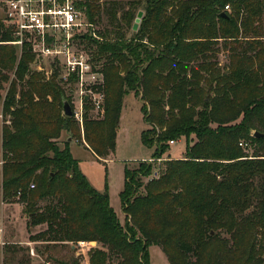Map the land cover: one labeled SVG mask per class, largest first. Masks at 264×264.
<instances>
[{"label":"trees","instance_id":"obj_1","mask_svg":"<svg viewBox=\"0 0 264 264\" xmlns=\"http://www.w3.org/2000/svg\"><path fill=\"white\" fill-rule=\"evenodd\" d=\"M82 6L97 29L99 39H85L96 47L90 53L105 93L101 118L91 117L85 101L84 135L74 114L64 113L72 101L59 68L49 79L31 70L32 49L6 44L17 38L0 21L6 42L0 89L10 84L0 102V205L24 206L30 242L44 244L40 250L54 264H80L57 249L76 253L85 242L99 246L89 251V264H150L154 245L169 264H180L173 251L183 264H264V0H85ZM130 93L148 125L140 139L154 149L152 158L163 160L125 169L123 223L108 191L91 186L71 143L61 146L59 139L69 132L106 164ZM182 138L185 155L166 158L170 142ZM38 226L44 229L34 233Z\"/></svg>","mask_w":264,"mask_h":264},{"label":"rangeland","instance_id":"obj_2","mask_svg":"<svg viewBox=\"0 0 264 264\" xmlns=\"http://www.w3.org/2000/svg\"><path fill=\"white\" fill-rule=\"evenodd\" d=\"M2 1V0H0ZM106 0H101V4L105 3ZM231 11V10H230ZM4 11L0 6V21L5 18ZM98 29L102 32L109 29L107 17L103 16V20L98 24ZM127 37L134 35L132 30H127ZM91 40V39H89ZM88 39H83L81 41L82 49H85L89 53L93 51L88 43ZM10 44V43H6ZM2 45V44H0ZM14 45V44H11ZM14 47V46H13ZM16 47V46H15ZM19 55V47L14 49ZM92 58V63L95 66H99L93 56L90 53ZM222 64H225L226 60L221 55ZM38 65L34 63L31 65V70H35ZM44 69L41 73L48 78L53 72L54 65H51L49 62L42 65ZM49 73V77L46 76V73ZM38 72V71H37ZM10 79L13 80L14 76L12 72L8 74ZM9 83H3L4 89H0V102L2 97L5 95ZM62 86L64 87L66 94L71 98V105L74 111V108L77 106V103L80 99L79 94L77 93V85L72 84L71 82L62 81ZM91 112L90 115L93 118H101L103 115L102 111H98L92 107V104L89 102ZM141 101L133 93L127 95L124 99L123 111L119 121V128L117 131V144L116 149L113 154V157L110 158L103 164L91 152L84 146L83 143L76 141V138H72L70 133L65 131L61 138L59 139L61 146L71 138V142H75L71 145V153L73 157L78 161L80 171L85 174L89 183L97 191L105 192L108 191L109 201L113 209L119 216V219L125 223L124 216L122 213V205L120 203V193L124 190L125 183V169H138L140 162H143L149 158H152L154 155V149H149L145 147L142 143L141 133L148 128V125L144 122L143 114L141 111ZM1 110V104H0ZM2 111H0V127L3 118L1 117ZM75 119V117H74ZM77 122V120L75 119ZM78 123V122H77ZM79 124V123H78ZM186 141L182 138L181 140L176 141V144L170 145L169 151L166 153V158L168 154L172 158H182L185 154ZM245 148V147H244ZM171 151V153H170ZM251 152V151H249ZM253 153L251 152V155ZM1 155V154H0ZM2 159L0 158V161ZM146 181V178L145 180ZM0 221L3 222L5 227V238L8 240L9 244L4 250L0 249V264H54L50 262L48 257L41 252V248L44 244L41 243H32L28 237L27 233V215L24 213V206L16 204L3 203L0 205ZM44 229V226H38L33 232L41 231ZM97 244H90L88 242L80 243L75 247L76 253L72 252L71 249H57L61 254L67 256L66 261H72L73 258L78 259L80 264H89L90 250L92 248H98ZM31 250L34 251L35 256L32 255ZM150 250V264H169L167 257L163 250L158 246H151ZM174 257L177 263L183 264L185 257L178 254L177 251H173ZM177 257V258H176ZM49 261V262H47ZM71 263V262H69Z\"/></svg>","mask_w":264,"mask_h":264},{"label":"built area","instance_id":"obj_3","mask_svg":"<svg viewBox=\"0 0 264 264\" xmlns=\"http://www.w3.org/2000/svg\"><path fill=\"white\" fill-rule=\"evenodd\" d=\"M84 2L85 0L0 1L5 14L1 22L10 27L17 38L10 44L22 47L25 43L32 49L35 54L33 63L38 65L35 70L42 72V65L49 62L59 68V78L62 81L70 82L72 77L77 79L80 99L73 114L82 127V135L85 101H89L94 109L102 111L105 100V93L102 91L104 77L100 66L93 65L90 53L82 49L80 44L87 37L92 40L99 39L96 26L89 22L83 11ZM225 10L230 11L229 6ZM49 73L51 72L47 71L46 76ZM170 144L174 145L176 142L171 141ZM240 145L248 147V144ZM162 160L149 158L145 161L159 164ZM2 165L3 160L0 161V169ZM158 175L159 171H154L153 177ZM30 188L34 189V186ZM4 235L5 227L0 221L1 250L9 243ZM31 253L35 256L33 250Z\"/></svg>","mask_w":264,"mask_h":264},{"label":"water","instance_id":"obj_4","mask_svg":"<svg viewBox=\"0 0 264 264\" xmlns=\"http://www.w3.org/2000/svg\"><path fill=\"white\" fill-rule=\"evenodd\" d=\"M143 14H144V12H142V11L139 13L138 18L136 19V22H135V25H134L135 29H138L137 27H138V24L141 21V18L143 16ZM64 113L68 117H71L73 115V109H71V106L67 102H65V104H64ZM256 135H258V134H256ZM69 141H71V138L69 139Z\"/></svg>","mask_w":264,"mask_h":264},{"label":"crops","instance_id":"obj_5","mask_svg":"<svg viewBox=\"0 0 264 264\" xmlns=\"http://www.w3.org/2000/svg\"><path fill=\"white\" fill-rule=\"evenodd\" d=\"M1 111V110H0ZM1 117H2V113H1ZM76 142V141H75ZM75 142H71V145L73 144V143H75ZM86 148H88V146L87 145H84ZM88 150L91 152V154L94 156V154L92 153V151L88 148ZM170 153H171V151H170ZM96 157V156H95ZM17 205V204H16ZM18 206V205H17ZM34 233H36V232H34ZM28 237H29V235H28ZM29 239H30V237H29ZM90 244H96L95 242H91ZM74 248V247H73Z\"/></svg>","mask_w":264,"mask_h":264}]
</instances>
